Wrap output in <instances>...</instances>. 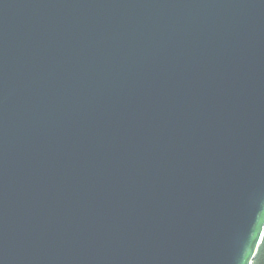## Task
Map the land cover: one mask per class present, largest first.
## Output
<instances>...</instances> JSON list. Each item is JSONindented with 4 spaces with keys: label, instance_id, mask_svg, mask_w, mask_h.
I'll list each match as a JSON object with an SVG mask.
<instances>
[{
    "label": "water",
    "instance_id": "obj_1",
    "mask_svg": "<svg viewBox=\"0 0 264 264\" xmlns=\"http://www.w3.org/2000/svg\"><path fill=\"white\" fill-rule=\"evenodd\" d=\"M264 236V0H0V264H252Z\"/></svg>",
    "mask_w": 264,
    "mask_h": 264
},
{
    "label": "trees",
    "instance_id": "obj_2",
    "mask_svg": "<svg viewBox=\"0 0 264 264\" xmlns=\"http://www.w3.org/2000/svg\"><path fill=\"white\" fill-rule=\"evenodd\" d=\"M252 264H264V236L257 252V255Z\"/></svg>",
    "mask_w": 264,
    "mask_h": 264
}]
</instances>
